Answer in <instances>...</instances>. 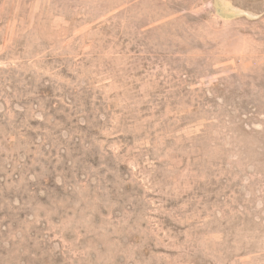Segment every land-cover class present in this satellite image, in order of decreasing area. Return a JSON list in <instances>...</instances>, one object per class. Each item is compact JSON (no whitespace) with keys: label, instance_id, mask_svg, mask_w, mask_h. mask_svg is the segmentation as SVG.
<instances>
[{"label":"rangeland","instance_id":"obj_1","mask_svg":"<svg viewBox=\"0 0 264 264\" xmlns=\"http://www.w3.org/2000/svg\"><path fill=\"white\" fill-rule=\"evenodd\" d=\"M254 7L0 0V264H264Z\"/></svg>","mask_w":264,"mask_h":264},{"label":"crops","instance_id":"obj_2","mask_svg":"<svg viewBox=\"0 0 264 264\" xmlns=\"http://www.w3.org/2000/svg\"><path fill=\"white\" fill-rule=\"evenodd\" d=\"M213 7L217 17L224 21H232L239 17L248 19L256 18L262 13L254 5L264 4V0H205Z\"/></svg>","mask_w":264,"mask_h":264}]
</instances>
